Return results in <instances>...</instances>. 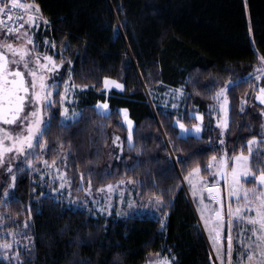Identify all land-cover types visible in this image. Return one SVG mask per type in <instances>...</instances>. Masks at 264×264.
Listing matches in <instances>:
<instances>
[{
  "label": "trees",
  "instance_id": "obj_1",
  "mask_svg": "<svg viewBox=\"0 0 264 264\" xmlns=\"http://www.w3.org/2000/svg\"><path fill=\"white\" fill-rule=\"evenodd\" d=\"M28 1L40 16L33 51L63 62L61 79L67 74L80 89L74 106L83 114L60 120V92L54 93L43 138L48 148H36L35 160L61 165L74 198L91 181V193L118 185L138 207L108 214L75 205L39 185L40 162L18 168L4 199L0 191V221L27 242L0 264H146L157 253L172 264H214L182 180L197 167L209 175L206 165L219 153V104L211 97L220 89L228 104L226 144L247 154L246 142L261 136L252 107L259 106L253 92L264 66V0ZM107 76L123 88L106 93ZM176 89L183 94H173ZM105 101L109 110L98 114L95 105ZM120 108L134 123L131 142ZM190 114L203 117L198 136H182L174 126L196 123ZM113 135L121 153L108 165ZM234 227L235 241L244 225Z\"/></svg>",
  "mask_w": 264,
  "mask_h": 264
},
{
  "label": "snow or ice",
  "instance_id": "obj_2",
  "mask_svg": "<svg viewBox=\"0 0 264 264\" xmlns=\"http://www.w3.org/2000/svg\"><path fill=\"white\" fill-rule=\"evenodd\" d=\"M33 9L39 13V8L34 5H24L20 0H0V14H7L12 9ZM38 17H29L28 26H34V20ZM10 19V17H9ZM47 23V21H43ZM3 21H0L2 24ZM24 28L21 24L15 29L16 39H22L28 36L27 32H20ZM8 34H13V29L9 28ZM31 38L27 40V44H32ZM10 53V55H6ZM41 59L44 61L40 63ZM264 63V57L260 58ZM25 71H21L20 68ZM58 65L51 56H34L33 49L24 47L23 50L14 48L11 44L0 43V167H4L7 163L5 157L10 153L27 154L30 151L40 148L47 149L48 144L43 139L46 131L50 130L51 118L45 115V110L53 106V92L49 89V85L45 82L43 75H39L43 71L55 72ZM264 73V67L258 69ZM30 77L31 79H28ZM37 78H39L40 92H37ZM259 78V77H258ZM109 85L117 88H123L122 85L115 81L104 80V86ZM75 87V85H73ZM84 87H87L85 85ZM68 89H65L67 93ZM181 95V90H176ZM261 95L256 98L261 104H264V88H259ZM42 93V94H41ZM56 95H59L58 89ZM67 96H61L60 103L63 105ZM211 99L217 101L223 99L227 103L226 89H220ZM175 107V105H173ZM98 114L106 113L108 110L107 103L95 105ZM213 110L216 106H213ZM243 110V109H242ZM82 113L77 111H69L64 107L60 112L63 121L78 120L82 118ZM125 119L127 112L124 110ZM192 118L203 121L202 116L190 114ZM16 125V129L3 126ZM129 134L128 141L132 140L131 121H128ZM184 133L189 131L199 133L201 131L200 124L193 125L192 128L185 127L179 121L176 125ZM219 126V125H218ZM223 128H227V121L223 123ZM264 129V124L261 125ZM117 140L119 137L116 138ZM223 143V141H221ZM247 155L242 151L240 155L227 158L221 156L212 157V160L206 165L205 170H211L214 167L218 168L217 172H212V177L215 179L217 175L225 182L227 189L228 204L225 206L224 200L220 195H213L214 192L219 193V188L216 184L209 186L208 181L198 179L193 182L194 177H198L201 169L199 167L189 172L184 179L189 183L192 189V194L200 201L201 219L205 222V228L209 232V238L212 241L213 251L220 264H264V132L260 137L253 136L246 142ZM230 161V162H229ZM47 165L48 162L44 161ZM55 165V161L51 166ZM31 167V164L29 165ZM11 168L8 172L11 173ZM259 173V175H256ZM229 176L231 179L229 180ZM252 178V181L257 185L251 189L245 188L241 184L242 178ZM62 178H65L62 176ZM15 177L13 176V180ZM66 179V178H65ZM81 175V182H83ZM123 184L124 181H120ZM128 183H134L129 180ZM65 185L61 184V188ZM91 181H89V193L91 190ZM118 186V185H117ZM114 185H107L106 189L111 191ZM98 191H105V188H100ZM208 193L207 199L219 207H209L205 204L204 192ZM8 193H5L7 196ZM235 198L237 202L243 200V205H238L235 210L231 206V200ZM157 204H162V198L155 197ZM129 207H132L130 204ZM102 211L104 209H101ZM208 213L206 216L205 213ZM251 213V215H246ZM214 214V215H213ZM243 224L244 227L237 234V239L233 238L232 233L235 231L234 225ZM227 225V236H224V228ZM27 227V222H25ZM226 241V247H225ZM11 245L3 244L0 248H9ZM235 254L236 259L233 260ZM150 264H172V260L168 257L160 258L159 253L155 257H150Z\"/></svg>",
  "mask_w": 264,
  "mask_h": 264
},
{
  "label": "rangeland",
  "instance_id": "obj_3",
  "mask_svg": "<svg viewBox=\"0 0 264 264\" xmlns=\"http://www.w3.org/2000/svg\"><path fill=\"white\" fill-rule=\"evenodd\" d=\"M20 3L24 5H33V3L28 0L27 1L20 0ZM245 3H246V0H245ZM25 10L29 12V15H27V17L24 19V23H23L24 28L20 29V32H27L28 36L23 37L22 39H16L15 36L17 35V33L15 31H13L12 35H9L8 32L0 30V43L11 44L14 48L21 49V50H23L24 47L33 49V43H34V37L32 34L33 26L29 27L27 21L29 20V17H38L34 20V24H37L38 23L37 19H39L40 16L33 9L25 8ZM29 38H31V40L33 41L32 44H27V40ZM33 54L34 56H41V57L49 56V55H37L34 53V51H33ZM6 55H10V53H6ZM40 63L43 64L44 61L41 59ZM55 64L58 65V68L55 72L43 71L42 73H39L38 76L43 75L45 82L49 85V89L53 92L52 100H53L54 93H56L57 89L60 92L59 100L61 96H65V95L67 96V99L64 101L63 105H61L60 103V108H59L60 112L63 110L64 107H67L70 112L73 110L78 112V110H76L74 106L75 105L74 104L75 103V93L78 87H73V85L70 83V80L67 74L63 79H61L63 62L55 61ZM20 70L25 71L22 67L20 68ZM261 75H262V78L257 79V83L255 85L256 89L253 92V103L258 104L259 106H256V107L253 106L252 109L254 112L258 113V115L256 116L259 117L258 118L260 120L259 128H260V133L262 134V132H264V129L261 128V125L264 124V104H261L260 101L256 98L257 96L261 95L259 92V88H264V73H261L258 71L256 74V78H258V76H261ZM106 78L109 81H115L117 84L122 85L120 80L107 76L103 79V90L106 93L111 89L121 90V88H117L112 85H109L107 88H105L104 80ZM28 79H31V78L28 77ZM65 89H68L67 93H65ZM36 90L37 92L41 91L39 88V78H37V89ZM176 90H180V89H176ZM176 90H174L172 93L175 94L176 96L180 95V93L177 92ZM104 103H107V102L106 101L98 102L97 104H104ZM218 106H219V115L215 119V125H216L215 135H216V143L219 145V153L212 157H217L219 159L221 156H225V154L227 158L240 155L242 152L241 148H237L236 150H233L234 147L232 146L230 148V146H228L225 142L226 129L223 128V123L227 121V124H228V104L225 103L223 99H221ZM48 109L45 110V115L47 114ZM108 110H109V106H108ZM124 110H126L127 112V119H125ZM119 111L122 116V122L125 124L128 130H129L128 121H131V130H132L134 123L132 119L130 118L127 109L120 108ZM195 116H200V115L195 114ZM59 117H60V120H63L62 117L60 116V113H59ZM196 124H200L201 126V121L197 120V122L192 125H185V124L184 125L185 127L192 128V126ZM3 127H11V129L13 130L16 129V125H12V126L5 125ZM178 131H179V134L182 136H186V135L198 136L201 134V131L198 134L192 131L184 133L180 130L179 127H178ZM117 137H118L117 135H113L112 140H111V145H109L107 148L106 163L108 165L111 164V162L121 153V139L119 137V139L117 140L116 139ZM221 141H223V143H221ZM244 155H247V154L244 153ZM212 157L210 158L209 162L212 160ZM35 158H37L35 149L30 151L27 154L14 152V153L8 154L5 157V160L7 161V163L4 167H0V189H1L0 191H2L3 199L6 197L5 193L9 194L10 190L12 189L13 176H15L14 174L16 170L18 168L20 169L25 168L27 170L29 168L33 169V165L38 164L37 162H40V165L34 169L37 175V181L41 187H43L47 192H50L51 194L55 196H59L63 199L71 200V202L75 205L92 206L95 210L99 212L108 213V214L115 213V212L121 213L123 211L122 209L128 208L130 204L132 205V207H138L136 204V200L134 198L132 200L130 192H127L124 188H121V187H115L111 191H108L105 187V191L103 192L101 191L97 193L94 192L96 195H94V193H91V192L89 193L88 190L87 191L85 190V195L83 197L74 198V195L71 194L72 185L70 184V181L66 177L65 171L62 168V166L58 164L51 166L52 162H48V164L46 165L44 163L45 160L41 159V157L39 158L38 161L35 160ZM30 164H31V167L29 166ZM9 168H11L12 170L11 173L8 172ZM217 171H218V168L214 167L213 169L210 170V174L207 176H203L199 173L198 177L193 178V182L196 183L198 179H203V180L208 181L209 186H211L213 184H216V182L218 181L219 183L217 187L219 188V193L214 192L213 195H220L224 200L225 206H227L229 201H228L227 189L225 187L224 180L220 177V175H217L215 179H213L212 177V172H217ZM62 176L65 177L66 179L62 178ZM230 179L231 177L229 176V180ZM249 179L250 177L242 178L241 184L245 188H248V189L256 187L257 185L255 183L248 182ZM182 181L186 189V192L189 195V198L191 199V201H193V207L196 211L201 227L207 238V242L210 247V250L214 256V260L212 259V261L213 263L215 262L214 264H220V262L217 260L216 255L213 251L212 241L209 238L208 230H206L205 228V222L201 219L200 201L196 197L193 196L192 189L190 188L189 183L185 179ZM61 184H64L65 186L61 188ZM203 195L205 196L204 203L209 204L210 208L219 207V205L213 204L207 199L208 193L206 191L203 193ZM243 203H244L243 200L239 202H237L235 198L231 200V206L233 210H235L238 205H243ZM101 209H104V210L102 211ZM205 215L207 216L208 213L206 212ZM246 215H251V213H246ZM224 236H225V228H224ZM26 242H27V239L25 238L24 233L22 234V232L10 230V229H4L2 222L0 221V245H3V244L11 245V247L9 248H0V257H2L5 260H8L9 257L16 256L19 252L20 247L23 246L24 243ZM150 257L154 258L155 255H152ZM164 257L165 256H162V255L160 256L161 259H163ZM146 264H150L149 259L147 260Z\"/></svg>",
  "mask_w": 264,
  "mask_h": 264
},
{
  "label": "built area",
  "instance_id": "obj_4",
  "mask_svg": "<svg viewBox=\"0 0 264 264\" xmlns=\"http://www.w3.org/2000/svg\"><path fill=\"white\" fill-rule=\"evenodd\" d=\"M27 15H29V12L25 9H12L7 14H0V21H3V23L0 24V30L8 32L7 30L12 28L13 31H15V29L19 28V26L24 23V19Z\"/></svg>",
  "mask_w": 264,
  "mask_h": 264
},
{
  "label": "water",
  "instance_id": "obj_5",
  "mask_svg": "<svg viewBox=\"0 0 264 264\" xmlns=\"http://www.w3.org/2000/svg\"><path fill=\"white\" fill-rule=\"evenodd\" d=\"M201 229H202V227H201ZM203 235H204V237H205V240H206V242H207V238H206V236H205V234L203 233ZM207 245H208V242H207ZM208 248H209V250H210V247H209V245H208ZM210 254H211V257H212V259L214 260V256H213V254H212V252H211V250H210ZM215 263V262H214Z\"/></svg>",
  "mask_w": 264,
  "mask_h": 264
}]
</instances>
